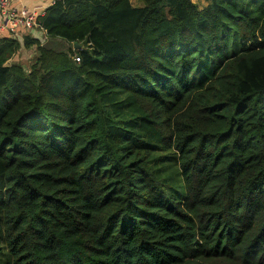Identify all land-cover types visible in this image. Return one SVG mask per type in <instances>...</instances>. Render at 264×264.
<instances>
[{"label": "trees", "instance_id": "1", "mask_svg": "<svg viewBox=\"0 0 264 264\" xmlns=\"http://www.w3.org/2000/svg\"><path fill=\"white\" fill-rule=\"evenodd\" d=\"M140 1L0 40V264H264V0Z\"/></svg>", "mask_w": 264, "mask_h": 264}, {"label": "crops", "instance_id": "2", "mask_svg": "<svg viewBox=\"0 0 264 264\" xmlns=\"http://www.w3.org/2000/svg\"><path fill=\"white\" fill-rule=\"evenodd\" d=\"M204 2L205 4L201 8L209 4L207 0H204ZM53 3L54 0H15L13 5L17 9L25 8L29 11H35L41 16L46 12L47 8L50 7ZM137 5H141L140 0ZM197 5L199 6V4ZM2 22H3V18L0 15V40L12 36L8 31L2 29ZM15 37H17L22 44L26 40V38L36 39L42 44L48 41L46 30L43 29V27H38V26L26 28L25 30H22V32ZM65 45L67 47L68 44L65 43ZM36 48H37L36 44L31 46L30 48L22 47L18 51V53L12 58V61L21 62L28 67L33 57L35 56Z\"/></svg>", "mask_w": 264, "mask_h": 264}, {"label": "built area", "instance_id": "3", "mask_svg": "<svg viewBox=\"0 0 264 264\" xmlns=\"http://www.w3.org/2000/svg\"><path fill=\"white\" fill-rule=\"evenodd\" d=\"M15 0H0V15L3 18L2 29L8 31L12 36L19 35L22 30L34 26L42 27L39 15L35 11L25 8L17 9L14 7ZM76 61H80L79 56H75Z\"/></svg>", "mask_w": 264, "mask_h": 264}, {"label": "rangeland", "instance_id": "4", "mask_svg": "<svg viewBox=\"0 0 264 264\" xmlns=\"http://www.w3.org/2000/svg\"><path fill=\"white\" fill-rule=\"evenodd\" d=\"M132 1L135 5H137L139 3V0H132ZM193 1L196 2L197 4H199V6H200L199 8H201L205 4L204 0H193Z\"/></svg>", "mask_w": 264, "mask_h": 264}, {"label": "water", "instance_id": "5", "mask_svg": "<svg viewBox=\"0 0 264 264\" xmlns=\"http://www.w3.org/2000/svg\"><path fill=\"white\" fill-rule=\"evenodd\" d=\"M74 45L76 48H82L83 47L82 44H80L79 42H75Z\"/></svg>", "mask_w": 264, "mask_h": 264}]
</instances>
